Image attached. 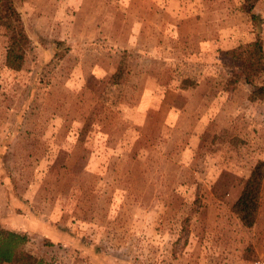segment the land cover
<instances>
[{"label": "rangeland", "instance_id": "rangeland-1", "mask_svg": "<svg viewBox=\"0 0 264 264\" xmlns=\"http://www.w3.org/2000/svg\"><path fill=\"white\" fill-rule=\"evenodd\" d=\"M0 27V227L44 264H251L233 210L264 160V99L222 51L261 38L264 0H14ZM123 67V68H122ZM124 71L116 82L114 73Z\"/></svg>", "mask_w": 264, "mask_h": 264}, {"label": "trees", "instance_id": "trees-1", "mask_svg": "<svg viewBox=\"0 0 264 264\" xmlns=\"http://www.w3.org/2000/svg\"><path fill=\"white\" fill-rule=\"evenodd\" d=\"M259 0H244V9L252 13ZM0 27L10 35L7 50L8 61L21 62L30 42L20 11L14 0H0ZM228 65L233 69L227 80V87L235 88L245 78L254 90L249 96L251 101L264 99V45L261 38L241 43L222 51ZM123 68V67H122ZM124 71L114 73L111 81L121 78ZM117 83V82H116ZM264 185V160H259L246 180L233 210L245 227H253L257 222L261 207ZM29 237L25 233L0 227V264H44V260L34 256L25 248Z\"/></svg>", "mask_w": 264, "mask_h": 264}, {"label": "built area", "instance_id": "built-area-1", "mask_svg": "<svg viewBox=\"0 0 264 264\" xmlns=\"http://www.w3.org/2000/svg\"><path fill=\"white\" fill-rule=\"evenodd\" d=\"M251 264H264V258L252 261Z\"/></svg>", "mask_w": 264, "mask_h": 264}]
</instances>
